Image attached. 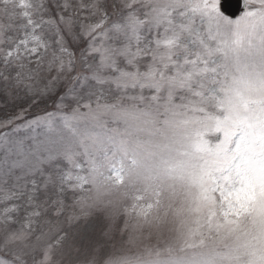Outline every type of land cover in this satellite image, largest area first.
Wrapping results in <instances>:
<instances>
[{
	"label": "snow or ice",
	"instance_id": "obj_1",
	"mask_svg": "<svg viewBox=\"0 0 264 264\" xmlns=\"http://www.w3.org/2000/svg\"><path fill=\"white\" fill-rule=\"evenodd\" d=\"M0 264H264V0H0Z\"/></svg>",
	"mask_w": 264,
	"mask_h": 264
}]
</instances>
